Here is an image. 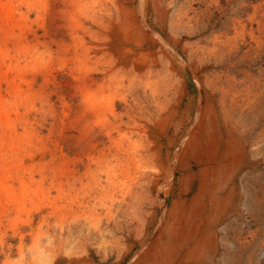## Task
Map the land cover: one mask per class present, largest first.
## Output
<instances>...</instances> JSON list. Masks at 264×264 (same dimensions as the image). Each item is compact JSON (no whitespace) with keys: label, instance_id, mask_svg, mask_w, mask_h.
I'll use <instances>...</instances> for the list:
<instances>
[{"label":"rangeland","instance_id":"rangeland-1","mask_svg":"<svg viewBox=\"0 0 264 264\" xmlns=\"http://www.w3.org/2000/svg\"><path fill=\"white\" fill-rule=\"evenodd\" d=\"M0 2L11 7L10 19H0V179L12 189L10 196L0 189V264H76L75 259L128 264L149 241L173 197L163 205L150 202L160 198L155 188H135L138 181L133 185L141 168L113 157L97 163L116 144L90 145L74 125L81 100L74 67L84 50L80 33L66 17L71 1ZM210 2H216L211 18L190 22L192 28L174 27L178 43L170 45L177 52L165 57L169 62L163 67H170L172 79L177 76L169 94L173 102L184 90L183 107L192 110L201 90L209 95L223 131L216 162L229 138L234 166L219 169L220 195L227 198L212 225L204 219L195 237L203 242L211 229V244L181 264H264V0H174L165 32L177 8L193 17V10ZM92 54L89 70L101 67L106 57L104 51ZM159 82L162 87L163 79ZM218 88L227 90L225 98ZM149 107L153 110L154 103ZM91 121L96 131L115 134L112 124ZM224 125L230 127L228 134ZM168 138L181 141L170 132ZM137 141L123 140L122 147L131 149ZM174 149L169 148L172 155ZM172 155H164L167 163ZM194 178L195 187L197 173ZM81 246L88 250L85 259Z\"/></svg>","mask_w":264,"mask_h":264},{"label":"bare ground","instance_id":"bare-ground-1","mask_svg":"<svg viewBox=\"0 0 264 264\" xmlns=\"http://www.w3.org/2000/svg\"><path fill=\"white\" fill-rule=\"evenodd\" d=\"M70 1L66 17L70 27L77 30V34L80 33L79 38L84 50L81 62L74 67L81 93L80 107L73 120L74 125L88 138L90 145L98 141L100 144H104L105 141L116 144V150L108 152V158L102 154V158H97V163L102 159L108 160L113 157L120 158V161L123 159L126 165H138L141 168V178L135 179L134 175L133 185L138 181L135 188L141 189L147 186L150 190L155 188L160 198L155 201L149 199L150 202H155L157 206L163 205L168 202L170 196L173 197L169 206L163 211L160 224L156 230H153L155 232L152 233L149 241L145 242L139 251L134 252L128 264H181L190 256L195 257L201 253V250L204 253L212 242L211 229L206 233L203 242H199L195 237L202 230L204 219H208L212 225L214 217L219 216L216 210L222 199L227 198L226 195H220L221 187L217 183V175L222 166L224 168L234 164L232 163L234 145L233 140L228 138L222 151V160L216 162L223 131L216 121L209 95L207 96L200 89L197 104L192 110H188V106L183 107L184 90H180L179 96L173 102L169 94L174 84L172 80L177 76L172 79L173 71L169 70V66L167 68L163 66H167L169 62L165 57L173 51L170 42L178 43L175 35L178 33L174 27L182 24L192 28L190 22L196 25L201 18L208 19L214 14L215 10L211 7L216 2L206 4L203 9L193 10V17H188L186 10L177 8L175 18L169 22L166 33L170 4L174 0H137L136 3L134 0ZM10 13V4L0 2V19L5 21L10 17ZM100 51L106 53L104 64L89 70V63L92 64L91 54ZM157 56L164 58L163 61L162 59L157 61ZM108 73L112 77L110 76L109 81L105 83ZM159 78L164 81L162 87ZM213 89L217 92L215 88ZM218 89L225 98L227 90ZM144 97L149 99V105L152 106L154 103L153 110L149 105L146 106L147 100ZM161 97L162 100H158ZM221 106L223 107V104ZM203 112L206 114H202ZM224 113L227 116V112ZM225 118L223 117L224 120ZM91 120L96 122L102 120V124L104 121L112 124L115 134L109 129L96 131L91 127L92 125L90 126ZM229 128V126L224 127L227 134ZM200 131L203 132L201 138ZM169 132L173 136H179L181 141L174 142V138L169 139ZM183 133H185L184 137H182ZM116 134L118 138L120 137V142H117ZM137 138L139 141L136 145H132L131 149L122 147L123 140L131 143ZM142 139H145L146 143L141 142ZM173 145L176 150L174 149L172 155L169 148ZM165 154L172 155L168 163L164 159ZM196 173L198 180L194 187ZM10 186L0 179L1 191L8 193ZM204 212L207 215L204 216ZM80 251L85 259L88 250L82 247ZM72 255L74 254L71 252L69 257ZM125 256L127 254L122 259ZM72 259H75V256ZM79 262L75 259L76 264H80Z\"/></svg>","mask_w":264,"mask_h":264}]
</instances>
